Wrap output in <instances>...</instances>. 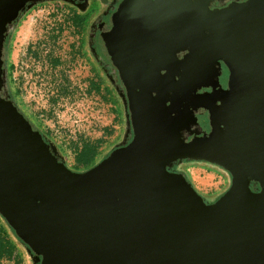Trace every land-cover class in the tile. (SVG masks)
I'll list each match as a JSON object with an SVG mask.
<instances>
[{
  "label": "water",
  "instance_id": "95a60500",
  "mask_svg": "<svg viewBox=\"0 0 264 264\" xmlns=\"http://www.w3.org/2000/svg\"><path fill=\"white\" fill-rule=\"evenodd\" d=\"M41 1L0 0V28ZM124 4L135 17L137 2L129 0L114 20ZM247 15L234 19V52L245 43V54H258L260 63L247 69L248 81L246 73H233L240 87L229 88L228 98L235 104L221 115L222 128L213 125L208 135L188 142L180 134L166 137V127L180 114L164 109L159 99L165 96L156 88L157 114L140 125V112H133L132 141L75 172L28 134L27 122L15 111L0 116V212L35 250L34 260L41 254L42 264H264V156L254 146L264 139V112L257 116L252 107L264 88V0ZM200 26L175 49L200 43L206 25ZM114 32L115 26L110 36ZM236 114V122L230 120ZM258 123L262 127L254 128ZM12 130L15 140L9 144L5 135L13 137ZM183 157L208 160L231 173L230 187L216 202L206 204L183 174L167 170ZM251 177L262 181L261 191L249 188Z\"/></svg>",
  "mask_w": 264,
  "mask_h": 264
},
{
  "label": "flooded vegetation",
  "instance_id": "af4514ba",
  "mask_svg": "<svg viewBox=\"0 0 264 264\" xmlns=\"http://www.w3.org/2000/svg\"><path fill=\"white\" fill-rule=\"evenodd\" d=\"M49 1H62L73 8L79 20H82L79 25L80 42L89 62V69L93 70L95 75L97 72L101 74L100 80L104 82V87L110 94L114 93L118 100V112L123 118L122 136L119 143L113 144L107 156L113 150L125 147L132 141L133 112L136 117L140 112L141 117L136 120L140 125L157 114L153 104V99L159 95L156 88H161L165 96L159 99L164 109H176L179 111L178 115L180 114L178 121L170 122L166 127V137L169 133L173 137L180 134L188 142L194 136L208 135L213 125L216 127L220 125L219 122L223 121L222 116L235 104L228 98L229 88L237 92V88L240 87L235 82L237 78L235 77L234 81L231 77L233 73L235 71L242 72L243 75L246 73L243 81H248L247 69L251 66H255L256 69L257 63H260L258 54H245V43L240 51L234 52L238 46L236 45L238 38L235 36L239 32L236 30L238 21L234 19L243 15L248 16L254 6L263 0H151V4H147L145 0H136L135 17L128 16V5L124 4L117 20L114 18L121 3L129 0H97L98 7L90 14L83 13L90 10L89 0ZM152 5L154 10L151 8L148 12ZM30 8L25 7L24 10L18 11L15 17L0 28V116L9 110L15 111L27 122L28 134L40 138L49 152L66 165L64 149L53 141L47 130L44 131L39 123L37 125L27 117L34 115L23 103L22 91L14 74L16 64L11 60L10 49L13 31ZM184 8H187V14L182 12ZM0 9L2 13L3 7L0 6ZM225 12L230 15L227 17ZM259 14L258 11L255 16L258 17ZM200 23L206 25V29L201 31L202 37L196 36L200 43H194L195 46L188 43L176 50V46L186 41L188 33L194 27H201ZM143 24L146 25L145 28ZM114 26L115 32L110 36ZM244 34L241 32L243 37ZM255 69L254 73L259 77ZM231 78L233 83L230 81ZM92 80L95 78L90 81ZM252 107L257 116H259L257 112L261 110V113L264 112V88L254 99ZM239 115L236 114L230 120L234 119L236 122L235 119ZM243 116L251 120L244 113ZM259 126L262 127V124L258 123L254 128ZM12 129L15 130L14 125ZM5 137L9 144L15 140V135ZM254 146L259 149L255 153L264 156L263 137ZM187 160L198 159L177 158L167 166V170L183 174L182 164ZM216 166L229 172L219 164ZM81 170L85 168L76 169ZM249 188L254 192L261 191L262 181L255 177L249 178ZM11 237L13 238L12 234ZM25 245L30 264H42L43 256L38 254V260H34L35 250L27 243Z\"/></svg>",
  "mask_w": 264,
  "mask_h": 264
},
{
  "label": "rangeland",
  "instance_id": "374dc122",
  "mask_svg": "<svg viewBox=\"0 0 264 264\" xmlns=\"http://www.w3.org/2000/svg\"><path fill=\"white\" fill-rule=\"evenodd\" d=\"M97 7V0H89L90 10L83 13L90 14ZM74 12L62 1L37 2L21 17L13 31L10 47L23 103L35 118L31 115L27 117L39 123L64 149L66 166L72 171L77 169L71 166L75 153L73 143L101 139L99 150L97 148L91 156L88 154L82 158L83 164L92 165L100 162L113 144L120 142L123 128L115 94L105 90L98 93L87 90L92 78L101 79L102 76L89 69L80 42V30L70 23L69 16ZM54 56L60 58L57 67L50 65V58ZM100 83L105 85L103 81ZM64 88L67 89L62 92ZM202 161L182 164L193 188L207 198L226 191L231 184V173L216 166V163ZM27 254L24 247L17 243L19 264H30ZM0 264L18 263L2 258Z\"/></svg>",
  "mask_w": 264,
  "mask_h": 264
},
{
  "label": "trees",
  "instance_id": "16d2710c",
  "mask_svg": "<svg viewBox=\"0 0 264 264\" xmlns=\"http://www.w3.org/2000/svg\"><path fill=\"white\" fill-rule=\"evenodd\" d=\"M69 19H70L71 25L73 27L77 28L78 30H80L79 18L75 12H74V14L69 16ZM59 64H60V58L59 57L54 56V57L50 58V65L52 67H57ZM100 81L101 80L97 77L95 78L94 81L93 80L90 81V87H88L87 90L89 92H93V93H98L99 90H105V92H108L109 90L107 88H105L104 86H102ZM101 86H102V88H101ZM66 89L67 88H64L62 92H65ZM100 143H101L100 138L96 139L94 141L82 140L79 143H77V142L73 143L72 149L75 151V153H74V158H73L74 163L71 166H73L74 168H77V169L78 168H86L87 169L89 167L95 166L97 163L92 164V165L83 164L82 158H84L88 154L91 156L92 152L97 148L99 150V144ZM198 161L201 162V160H187V161H185V163H186V165H189V164H192L193 162H198ZM75 172H79V171H75ZM182 173L184 174L187 181L191 184V181L188 179V176L185 174V172H182ZM225 192L226 191H223L222 193L217 194L216 196H214L212 198H207L206 196H202L198 192L197 193L202 197L203 201L206 204H213ZM207 202H209V203H207ZM10 233L12 234L13 238L11 237ZM17 243L21 244L23 247H26L23 240L17 235L15 229L12 226H10L9 222L5 219V217L0 214V259H2V258L12 259L13 262L19 264V257H17Z\"/></svg>",
  "mask_w": 264,
  "mask_h": 264
}]
</instances>
